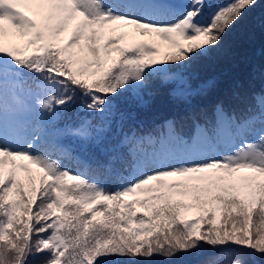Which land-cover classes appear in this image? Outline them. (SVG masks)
I'll list each match as a JSON object with an SVG mask.
<instances>
[{"label": "snow or ice", "instance_id": "1", "mask_svg": "<svg viewBox=\"0 0 264 264\" xmlns=\"http://www.w3.org/2000/svg\"><path fill=\"white\" fill-rule=\"evenodd\" d=\"M258 3L230 0L204 21L206 0H0V264L170 259L204 245L221 252L203 264L264 257V87L252 85L264 68L199 108L217 81L185 71ZM153 77L184 114L127 124L116 98L142 104ZM77 95L98 115L59 127Z\"/></svg>", "mask_w": 264, "mask_h": 264}, {"label": "trees", "instance_id": "2", "mask_svg": "<svg viewBox=\"0 0 264 264\" xmlns=\"http://www.w3.org/2000/svg\"><path fill=\"white\" fill-rule=\"evenodd\" d=\"M228 2L230 0H206L202 20L207 21L212 11ZM253 66L264 68V0H259L258 6L245 13L244 17L228 31L219 50H216L211 57L198 58L185 70L189 74H195L197 79L194 83L213 78L217 81V87L208 96L193 99V106L209 107L217 100L227 99L235 81H241L245 87H248ZM252 85L258 90L264 87V80L257 76L252 81ZM169 89L170 86L162 85L159 78L153 77L150 87L144 92L142 104L132 98L129 93H122L115 100L117 111L125 114L127 124H142L146 128L160 124L166 119L180 117L184 114L187 105L173 98L169 94ZM81 109V97L77 95L75 102L70 104L66 111L61 112L58 126L63 127L68 123H77L80 118L91 119L98 115ZM64 143L70 144L72 141L65 140ZM76 150L80 151L78 144ZM86 156L90 160L98 161L107 158L99 147L93 146H89ZM67 166L74 172L84 171L74 164H67ZM100 179L109 189H115L119 183L116 177L104 176ZM135 211L140 214L143 210L137 208ZM219 222L223 223L222 220ZM203 227L206 228L207 225ZM217 252L221 250L204 245L190 252L178 253L170 259L162 256L138 258L136 261H130L128 258H109L106 264H203ZM223 255L225 258L220 260L219 264H230L232 258L226 253ZM247 261L248 264H264V257L249 254Z\"/></svg>", "mask_w": 264, "mask_h": 264}, {"label": "rangeland", "instance_id": "3", "mask_svg": "<svg viewBox=\"0 0 264 264\" xmlns=\"http://www.w3.org/2000/svg\"><path fill=\"white\" fill-rule=\"evenodd\" d=\"M176 2L181 4V5H187L188 0H176Z\"/></svg>", "mask_w": 264, "mask_h": 264}]
</instances>
